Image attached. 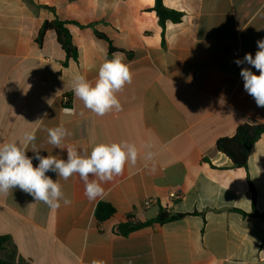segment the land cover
<instances>
[{"label":"crops","instance_id":"1","mask_svg":"<svg viewBox=\"0 0 264 264\" xmlns=\"http://www.w3.org/2000/svg\"><path fill=\"white\" fill-rule=\"evenodd\" d=\"M181 14L161 23L155 0H0V144L35 130L41 156L67 159L47 143L44 128L71 132L64 145L89 152L98 143L128 141L136 165L103 185L90 201L77 175L60 179L72 201L51 208L15 188L0 194V259L18 264H264V133L245 168L216 143L243 124L264 125V107L244 90L241 68L264 39V0H162ZM64 22L77 56L69 57L45 22ZM231 48L238 50L234 55ZM123 53L133 80L118 93L119 112L97 116L71 89L72 77L95 82L98 68ZM223 100V103H221ZM64 109H72L65 112ZM38 120H43L38 121ZM156 153L146 162L143 145ZM33 166L39 161L29 149ZM147 164V166H145ZM54 181L56 173L47 172ZM182 195L169 200L171 190ZM153 198L148 209L142 201ZM99 202L115 213L98 222ZM183 214L124 235L119 228ZM244 213V214H243ZM258 213L259 215H256Z\"/></svg>","mask_w":264,"mask_h":264},{"label":"clouds","instance_id":"2","mask_svg":"<svg viewBox=\"0 0 264 264\" xmlns=\"http://www.w3.org/2000/svg\"><path fill=\"white\" fill-rule=\"evenodd\" d=\"M257 47L254 57L251 53H246L243 60L237 59L235 63L238 66L247 63L258 70L259 75H256L249 68H241L240 75L244 81V90L254 98L258 107H264V39L257 41ZM132 80L130 63L126 62L123 53L116 52L111 59L105 58L100 64L94 83L85 75L77 73L72 77L71 89L85 108L102 117L122 110L117 94L131 84ZM64 111L71 112L72 109ZM43 130L47 132L48 144L53 148L67 150V159L50 153L41 156L35 144V130L26 131L19 143L12 141L0 144V194L19 188L35 201L44 202L51 208H59L61 201L64 205L72 203L62 191L60 179L67 181L77 175L84 185V195L90 201L96 200L105 195L104 184L123 175L125 166L136 165L140 158V149L135 143L101 142L89 152L74 145L63 144L65 138L71 136V132L63 124ZM143 148L146 150L143 159L146 162L153 161L156 156L152 151L153 145L146 143ZM29 149L39 161L35 167L32 158L26 155ZM47 172L56 173L58 179L54 181L46 175Z\"/></svg>","mask_w":264,"mask_h":264},{"label":"trees","instance_id":"3","mask_svg":"<svg viewBox=\"0 0 264 264\" xmlns=\"http://www.w3.org/2000/svg\"><path fill=\"white\" fill-rule=\"evenodd\" d=\"M154 11L157 14L158 20L161 23L165 21L179 22L181 19V14L169 10L164 7L162 0H155ZM64 22L54 21L45 22L38 33L37 41L40 42L43 34L47 30H53L56 34V39L61 48L67 53V55L73 59L76 58L77 52L75 47L71 43V36L68 30L64 26ZM264 133V125H253V124H243L240 125L233 136L228 138H222L217 141L216 149L217 151L223 153L236 168H245L247 165V159L249 156L250 149L252 145L259 139V137ZM115 213V209L112 205L106 202H99L95 208L94 216L98 222H103ZM244 214V213H243ZM259 215L258 213H255ZM183 214H170L165 210H159L157 216L154 219L145 221L139 224H130L126 222L120 225L119 228L121 233L127 235L132 231L141 229L147 226L158 225L161 226L165 223L177 221L183 218ZM7 243V237L0 236V250L4 248ZM0 264H18L10 261H5L0 259Z\"/></svg>","mask_w":264,"mask_h":264},{"label":"built area","instance_id":"4","mask_svg":"<svg viewBox=\"0 0 264 264\" xmlns=\"http://www.w3.org/2000/svg\"><path fill=\"white\" fill-rule=\"evenodd\" d=\"M230 52L234 55L238 54V50L235 48H231ZM182 195V191L180 188H175L173 190H171L168 194V199L169 200H177L181 197ZM155 203V200L153 198H146L142 201V207L144 209H148L152 206V204Z\"/></svg>","mask_w":264,"mask_h":264}]
</instances>
